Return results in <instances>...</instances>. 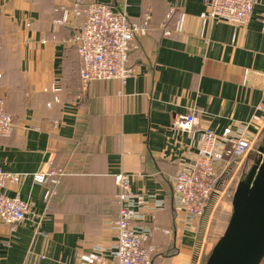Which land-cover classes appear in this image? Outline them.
<instances>
[{"label": "crops", "instance_id": "obj_1", "mask_svg": "<svg viewBox=\"0 0 264 264\" xmlns=\"http://www.w3.org/2000/svg\"><path fill=\"white\" fill-rule=\"evenodd\" d=\"M122 1L131 24L149 13L128 53L133 73L83 88L71 44L83 9ZM204 10V0H0V97L14 122L0 138V168L22 175L3 193L30 213L14 231L0 222V264H93L96 250H113L120 173L147 200L134 224L150 234L153 264H195L201 227H177L176 173L194 162L205 130L257 117L249 132L264 143V0L243 27L203 21ZM186 114L191 131L175 129ZM49 169L64 175L47 200L32 176Z\"/></svg>", "mask_w": 264, "mask_h": 264}, {"label": "built area", "instance_id": "obj_2", "mask_svg": "<svg viewBox=\"0 0 264 264\" xmlns=\"http://www.w3.org/2000/svg\"><path fill=\"white\" fill-rule=\"evenodd\" d=\"M261 0H204L203 21H222L236 27H243L251 17L254 6ZM124 1L115 10L112 6L97 2L87 4L83 9L84 21L71 44L80 58L79 79L83 88L95 81L119 80L125 82L133 71L128 66V53L133 43L147 32L149 13L140 24H131L126 14ZM184 15L177 19L181 29ZM59 22H55L58 25ZM264 32V28H263ZM169 32L166 31V34ZM262 105L258 109H261ZM257 120L226 129L221 134L205 130L200 138L198 153L194 162L184 164L173 179L174 212L177 227L186 231H196L214 196L217 195V181L220 173L231 160L245 158L254 146V137L249 126ZM196 123L192 114L179 116L173 123L175 129L191 131ZM13 117L6 111L0 97V138L13 132ZM64 174L60 170L49 169L35 173L32 181L45 187V199L53 195L50 186L58 184ZM21 174L6 173L0 168V222L14 231L16 225L29 219V206L19 198L4 195L7 183H18ZM131 175L120 173L114 176L117 188V219L114 222L115 246L111 251L96 250L93 264H153L156 250L147 243L148 231L135 222H144L147 215L141 213L147 205L143 196L131 191ZM158 206L155 208L157 209ZM153 209V211L155 210ZM150 218L154 213H149ZM39 219V218H38ZM166 233H169L166 231Z\"/></svg>", "mask_w": 264, "mask_h": 264}, {"label": "water", "instance_id": "obj_3", "mask_svg": "<svg viewBox=\"0 0 264 264\" xmlns=\"http://www.w3.org/2000/svg\"><path fill=\"white\" fill-rule=\"evenodd\" d=\"M236 183L225 227L204 264H261L264 259V146Z\"/></svg>", "mask_w": 264, "mask_h": 264}, {"label": "rangeland", "instance_id": "obj_4", "mask_svg": "<svg viewBox=\"0 0 264 264\" xmlns=\"http://www.w3.org/2000/svg\"><path fill=\"white\" fill-rule=\"evenodd\" d=\"M3 42H0V48ZM6 108V107H5ZM7 111V110H6ZM8 112V111H7ZM263 141L254 145L248 155L241 160H231L228 166L220 173L217 181V195L214 196L206 210L202 223L199 225L198 244L195 251V264H204L210 254L215 241L220 237L227 218L229 215V200L236 183L245 175L250 167L254 165L260 158V150L263 148ZM261 264H264V259Z\"/></svg>", "mask_w": 264, "mask_h": 264}]
</instances>
